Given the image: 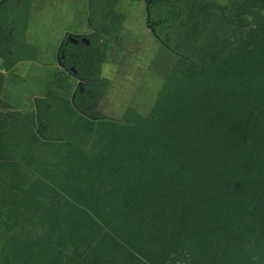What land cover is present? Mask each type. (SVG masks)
<instances>
[{
  "label": "trees",
  "instance_id": "16d2710c",
  "mask_svg": "<svg viewBox=\"0 0 264 264\" xmlns=\"http://www.w3.org/2000/svg\"><path fill=\"white\" fill-rule=\"evenodd\" d=\"M118 2L86 18L87 44L64 46L82 91L57 107L78 138L48 142L53 160L37 162L32 128L27 146L0 129V160L26 173L14 189L0 181L10 232L0 264H264V0H146L145 28L177 61L146 115L129 106L115 122L93 108L108 86L99 43ZM16 4L0 0L6 68L33 52L18 11L30 1ZM237 17L249 21L238 38ZM29 224L47 232L32 240ZM88 225L99 235L83 234Z\"/></svg>",
  "mask_w": 264,
  "mask_h": 264
},
{
  "label": "rangeland",
  "instance_id": "374dc122",
  "mask_svg": "<svg viewBox=\"0 0 264 264\" xmlns=\"http://www.w3.org/2000/svg\"><path fill=\"white\" fill-rule=\"evenodd\" d=\"M206 1L226 5L229 0ZM145 3L146 0H125L124 4L118 9V13L115 16L113 14L110 18L106 39L99 43V49H102V47H104L103 50L107 48L105 58L100 65V74L103 75L101 78L108 80V86L99 101L94 105L93 114L103 115L105 119L110 121L121 122V117L129 106L135 108L142 115H146L169 70H171L177 61L176 56L168 53L161 46L158 39L152 34V31L144 27L147 17ZM17 5H19V0H17ZM77 8L78 12L70 15L74 16L76 20L73 23L78 36L82 35L81 39L84 42L82 44H87L88 41L85 36L87 33H84V31L88 32L86 29L88 27L86 18L90 19V14L93 13L91 22H96L100 19V12L107 11L108 7L106 0H91L90 5H87V0H84L82 4H78ZM90 8L93 9V12L89 11ZM26 9L25 4H22V7L19 8L18 11L19 15L21 13V19L26 15ZM62 13H59V16L57 13L54 15L52 25L58 27L57 30L62 29L66 21L70 19L68 14L65 16ZM248 24L249 21L247 19L237 17L234 20L233 26V28L237 26L236 31L232 28L230 34L238 38L242 26H247ZM64 41L65 39L62 43L59 44L58 42L56 44L54 55H52L53 53L49 54V57L52 55L50 58L52 67L47 66V68H52L50 70V73H52V84H48V75H45L43 72L39 73L40 75H45L47 78V82H45L47 86L39 87L38 89L41 90L39 92H45L44 90H47L50 85L53 91H47L40 102H36V99L33 101L34 96L39 97L40 93H31L26 98V102H24L26 105L20 102L24 106L22 105L23 107L17 109L0 107V129L7 130L8 137L22 140L25 146H27L32 137L30 128L38 135V141L31 145V148L27 152L28 154L32 153L37 162H51L53 160V148L51 145L48 146V142L61 145L64 141H72L78 138L77 134L72 135V129L69 127L72 122L68 121L69 117L67 118L66 112L57 107L63 98L72 100L81 86V81L71 75V72H67L62 68L63 62L61 56L65 54L63 49ZM69 42H72V40L69 39ZM25 45L23 41L22 48L29 54L31 52L28 50L30 47H25ZM80 90L82 91V89ZM43 125L46 128L45 132ZM21 131L23 134L17 135ZM43 132L44 136L42 135ZM57 135H62L66 138L65 140H55ZM89 141V147L95 148L97 146L95 138ZM87 142L84 136L79 145ZM42 144H47V146H42ZM18 175H26L25 169L20 162L15 160L7 162L3 161V159L0 160V181H6L3 185L12 184V188L14 189V186L18 185L20 181L17 178ZM1 199L3 200L2 196H0V223L3 219V210L8 208ZM35 226L37 225L30 226L29 224L24 232V235L32 238V240L47 232L46 227L40 228ZM89 227L88 225L84 229L83 234H87L90 238H95L99 235L97 232L89 234ZM8 234L10 232L5 227L0 226V257L5 254V239Z\"/></svg>",
  "mask_w": 264,
  "mask_h": 264
},
{
  "label": "crops",
  "instance_id": "0c3cea01",
  "mask_svg": "<svg viewBox=\"0 0 264 264\" xmlns=\"http://www.w3.org/2000/svg\"><path fill=\"white\" fill-rule=\"evenodd\" d=\"M29 1L30 6L26 9L27 22L23 34V41L26 46L32 48L33 52L31 51V56L25 55L26 57H24V61H16L11 68H6L7 66L4 63V60L0 58V75L3 76L0 88V100L6 105L4 107H11L13 109L23 107L24 105L20 102H26V98L29 97L31 93H40L39 97L34 96L33 101H35V99L43 98L47 91H53L51 85L47 90H44L45 92L43 93L39 92L41 90L38 88H41V86H47L45 85V82H47L45 75H48V84H52V73H50L52 68H47V66H51L50 58L56 52L54 49L56 44L58 42L59 44L62 43L65 39L63 43L64 45L68 37H78L73 23V21L76 20L74 19V16L70 14L78 12V4L84 2V0H52L50 2L48 0ZM124 2L125 0H119L113 10L114 16L118 13V9L124 4ZM88 3L89 0H87V5ZM16 6L18 5L16 4ZM56 13L58 16L60 15L59 13H62L65 16L68 14V16H70V19L64 24L65 26L63 25L62 29L60 28L58 30V27L52 25ZM3 16L4 18H7L5 15ZM86 29L88 32L84 31V33H87L85 36L91 33V31L89 32L90 29L88 27H86ZM54 36L56 37L54 38ZM81 37L82 35L80 38ZM80 38H77V40ZM71 43L73 44V42ZM64 46H66V44ZM49 54L52 55L49 57ZM41 72L45 75H40L39 73ZM36 75H38V77H36ZM100 77H103V75L100 74ZM24 104L26 105V103Z\"/></svg>",
  "mask_w": 264,
  "mask_h": 264
},
{
  "label": "flooded vegetation",
  "instance_id": "af4514ba",
  "mask_svg": "<svg viewBox=\"0 0 264 264\" xmlns=\"http://www.w3.org/2000/svg\"><path fill=\"white\" fill-rule=\"evenodd\" d=\"M74 37H68L67 38V41H66V46L68 45V44H70L71 46L72 45H80V44H82L83 42H82V39L80 38V36H78V37H76L75 36V39H73ZM77 38H80L79 40H77ZM69 39L70 40H72V42H73V44L71 43V42H69ZM75 43V44H74ZM64 44V45H65ZM63 45V46H64ZM64 49V51L66 52V50H65V48H63ZM64 54L61 56V59H62V61L64 60ZM62 68H63V70H65V71H69V72H71L72 74L71 75H73V76H76V71L74 70V68L73 67H69V68H66V67H64V65H62ZM77 78V77H76ZM78 79V78H77ZM79 81H81L80 79H78ZM80 89H82L81 87L79 88V91H81Z\"/></svg>",
  "mask_w": 264,
  "mask_h": 264
}]
</instances>
